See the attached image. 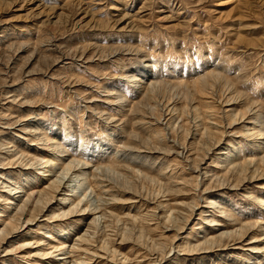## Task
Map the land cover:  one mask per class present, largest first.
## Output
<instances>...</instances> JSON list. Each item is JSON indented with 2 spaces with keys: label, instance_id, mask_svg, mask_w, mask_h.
<instances>
[{
  "label": "rangeland",
  "instance_id": "obj_1",
  "mask_svg": "<svg viewBox=\"0 0 264 264\" xmlns=\"http://www.w3.org/2000/svg\"><path fill=\"white\" fill-rule=\"evenodd\" d=\"M263 157L264 0H0V264H264Z\"/></svg>",
  "mask_w": 264,
  "mask_h": 264
},
{
  "label": "bare ground",
  "instance_id": "obj_2",
  "mask_svg": "<svg viewBox=\"0 0 264 264\" xmlns=\"http://www.w3.org/2000/svg\"><path fill=\"white\" fill-rule=\"evenodd\" d=\"M259 134H260V133H259ZM259 134H258V135H259ZM260 160H261L262 163H264V157H263L262 159H260ZM251 162H252V160H251ZM67 164H68V165H67V166H68L67 168L71 170L72 167L74 168L75 165H78V162H76V164H75V163L73 164V161H70L69 163L67 162ZM72 164H73V165H72ZM45 166H46V165H45ZM80 167H81V166H80ZM73 168H72V171H73ZM79 169H81V168H79ZM74 171H75V169H74ZM78 171H79V170H78ZM93 175H94V174H93ZM61 176H62V175H61ZM61 176H60V177H61ZM58 177H59V176H58ZM60 177H59V179H60ZM70 178H71V177H70ZM60 181H61V180H60ZM67 181L70 182V181H73V179H72V180H71V179H68ZM56 182H57L58 186H55V187H57V188H54V192H55V191H56V192H59L58 190H59V186H60L61 184H62V186L66 187V188H68L69 186H71V185H69V184H71V183L68 184L67 182H64V183L59 184L60 182H59L58 180H56ZM41 193H43V192H41ZM49 195H50V194H49ZM51 197H52V196H51ZM29 199H30V197H29ZM36 199H37V200H36L35 202H38L39 198L36 197ZM34 200H35V199H34ZM64 200H65V199H64ZM29 201H30V202H26V203H24L25 206L33 205V203L31 202V201H33V200H29ZM35 202H34V203H35ZM78 202H79V201H78ZM259 202H261V200H259ZM75 203H76V202H75ZM262 204H263V203H262ZM35 205H36V204H35ZM25 206H23V207H25ZM83 210H84V209H83ZM81 240H82V239H81ZM83 242H84V241H83ZM60 249H61V248H60Z\"/></svg>",
  "mask_w": 264,
  "mask_h": 264
}]
</instances>
